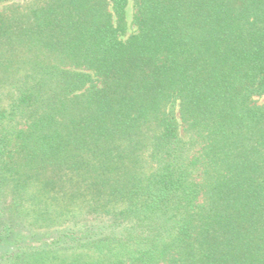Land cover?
<instances>
[{"label":"trees","instance_id":"trees-1","mask_svg":"<svg viewBox=\"0 0 264 264\" xmlns=\"http://www.w3.org/2000/svg\"><path fill=\"white\" fill-rule=\"evenodd\" d=\"M4 3L0 264H264V0Z\"/></svg>","mask_w":264,"mask_h":264},{"label":"rangeland","instance_id":"rangeland-1","mask_svg":"<svg viewBox=\"0 0 264 264\" xmlns=\"http://www.w3.org/2000/svg\"><path fill=\"white\" fill-rule=\"evenodd\" d=\"M10 3L9 4H0V10H3V9H6V8H8V7H10ZM132 14H133V10H132V5L129 7V9H128V18H129V20L131 21V19H132ZM260 103H262V102H264V99H261L260 101H259Z\"/></svg>","mask_w":264,"mask_h":264}]
</instances>
